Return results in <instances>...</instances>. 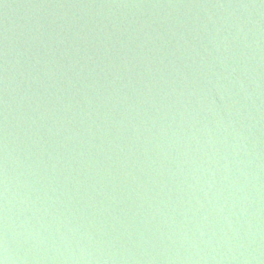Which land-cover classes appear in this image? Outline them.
<instances>
[{
	"label": "water",
	"instance_id": "1",
	"mask_svg": "<svg viewBox=\"0 0 264 264\" xmlns=\"http://www.w3.org/2000/svg\"><path fill=\"white\" fill-rule=\"evenodd\" d=\"M0 264H264V0H0Z\"/></svg>",
	"mask_w": 264,
	"mask_h": 264
}]
</instances>
